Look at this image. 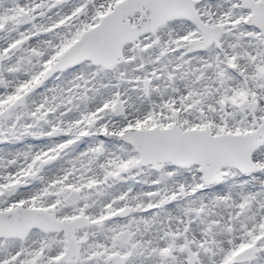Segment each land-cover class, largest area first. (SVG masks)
<instances>
[{"label": "snow or ice", "instance_id": "snow-or-ice-1", "mask_svg": "<svg viewBox=\"0 0 264 264\" xmlns=\"http://www.w3.org/2000/svg\"><path fill=\"white\" fill-rule=\"evenodd\" d=\"M0 264H264V0H0Z\"/></svg>", "mask_w": 264, "mask_h": 264}]
</instances>
